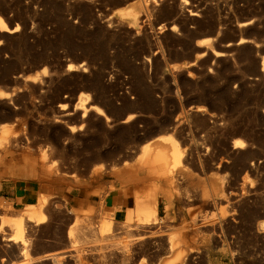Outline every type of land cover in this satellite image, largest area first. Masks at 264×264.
Masks as SVG:
<instances>
[{"label":"rangeland","instance_id":"rangeland-1","mask_svg":"<svg viewBox=\"0 0 264 264\" xmlns=\"http://www.w3.org/2000/svg\"><path fill=\"white\" fill-rule=\"evenodd\" d=\"M0 18V264H264V0H0Z\"/></svg>","mask_w":264,"mask_h":264},{"label":"bare ground","instance_id":"bare-ground-1","mask_svg":"<svg viewBox=\"0 0 264 264\" xmlns=\"http://www.w3.org/2000/svg\"><path fill=\"white\" fill-rule=\"evenodd\" d=\"M183 2L185 4L187 3V0H183ZM131 17L133 20H136L138 17V13L137 12L131 13ZM0 30L1 31L9 30L7 24L2 18H0ZM218 54H221V53H218ZM263 70H264V64H263ZM87 101H88V95L82 94L79 99V102L77 103V106L84 110L83 116H85L87 112V108H86ZM91 107L95 108V110L98 113L102 114V110L98 108L97 106H91ZM61 108H64V106H61ZM238 144H240V142L236 143L235 146H239ZM160 153L162 154L161 150L158 151V154ZM170 157H171V165H170L171 168L178 165L181 161V152L179 151L176 144L173 145V149L171 150ZM158 208H159V202L157 198L153 195L151 197L150 205L146 208V211L143 214V220H144L143 223H150L151 220H154L156 218L155 216L157 214ZM24 216L29 219L38 218L39 223L45 221V217L39 215L37 212H27L24 214ZM23 238H24L23 221L19 220L15 222V231H14L13 239L15 240V242H18V240H24ZM179 257L180 255H178L174 260L168 261L165 264H177Z\"/></svg>","mask_w":264,"mask_h":264},{"label":"crops","instance_id":"crops-1","mask_svg":"<svg viewBox=\"0 0 264 264\" xmlns=\"http://www.w3.org/2000/svg\"><path fill=\"white\" fill-rule=\"evenodd\" d=\"M30 185L29 183L25 185L24 182L20 180H11L2 184L1 191L4 197L13 200L17 205L26 204L29 200H34L32 192L26 191L29 189Z\"/></svg>","mask_w":264,"mask_h":264}]
</instances>
